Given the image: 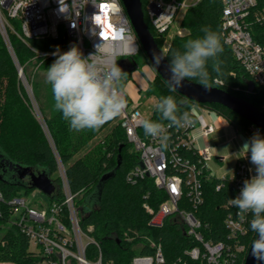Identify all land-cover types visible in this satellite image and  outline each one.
I'll return each mask as SVG.
<instances>
[{"label": "trees", "instance_id": "obj_1", "mask_svg": "<svg viewBox=\"0 0 264 264\" xmlns=\"http://www.w3.org/2000/svg\"><path fill=\"white\" fill-rule=\"evenodd\" d=\"M141 1L145 22L158 47L162 49L166 36H157L145 12L147 2ZM263 5L264 0H258L257 6ZM222 13L221 0H200L198 4L188 7L180 21L181 27L187 34L174 37L166 53L168 62L172 51H184L183 45L187 40L202 37L204 33L201 28L209 27L219 35L223 52L216 58L220 66L219 72L213 69L214 61L209 60L207 63L210 74L208 86L221 88L264 111V88L257 86L237 60L234 51L225 44L222 35ZM257 32L264 35V28L258 27ZM10 39L19 63L24 66V74L32 64L34 66L40 64V68H48L56 59L54 56L38 57L31 47L47 54L53 53L57 48L60 52L69 48L62 36L59 39L50 37L32 39L29 43L31 47L15 36H11ZM135 65L132 64V70H135ZM191 81L200 84L198 79ZM41 85L39 82L34 83L33 91L42 106L41 111L47 131L43 129L31 110L30 100L20 84L14 60L0 35V193L3 196L0 199V264H41L43 260V257L37 256L30 250V241L26 235L12 224L10 202L15 197L21 196L23 190L25 194H29L34 189L26 179L20 180L15 176L8 164L32 167L36 173L45 172L56 186V191L48 196L51 204H62L65 195L59 177L58 161L64 166L67 185L74 195L80 228L87 231L92 227L93 230L89 235L100 246L99 250L92 243L88 245L86 250L88 259L97 261L101 254L103 264H132L133 258L137 255L148 256L155 253L149 240L145 238L147 236L161 244L166 264L177 262L179 259L184 260L186 264H207L195 262L185 254V251L194 247L195 243L192 238L186 236L183 226L173 217H169L162 228L153 229L149 226L150 215L143 205L147 203L151 208L158 210L167 196L163 191L158 190L154 181L149 178L138 180L137 184L127 181L130 171L139 164V157L132 151L131 145L126 140V133L118 124L117 118L107 122L98 131L86 129L74 133L62 113L54 108L51 86L43 88ZM124 86L123 84V88ZM145 95L155 97L157 103L162 97L171 95L178 102L180 112H187L189 115L193 107L206 106L188 100L173 90L159 75L152 81ZM207 107L228 121L237 134L245 135L248 140L255 133L252 129L253 124L234 111L221 105H207ZM153 111L150 120L169 123L162 120L156 107ZM115 122L117 125L113 128L105 146L95 149L90 155L77 156L89 143L88 141ZM140 131L144 133L143 128ZM261 136L264 137L263 132ZM119 161H121L120 166ZM104 177L109 178L104 181ZM204 193L205 201L195 212V216L203 222V235L206 240L225 242L228 235L224 223L228 213L225 205L229 199L235 198V193L231 191L227 181L219 191H216L215 182H208L204 187ZM94 199L95 208L87 210L86 202ZM62 218L69 226L66 207L62 210ZM256 238L257 234L251 229L243 238L242 241L246 243L248 252ZM248 252L238 260L237 264H245Z\"/></svg>", "mask_w": 264, "mask_h": 264}, {"label": "built area", "instance_id": "obj_2", "mask_svg": "<svg viewBox=\"0 0 264 264\" xmlns=\"http://www.w3.org/2000/svg\"><path fill=\"white\" fill-rule=\"evenodd\" d=\"M146 2L145 12L151 26L157 36H166L177 15L198 4L200 0L194 4H189L187 0ZM221 2L225 44L234 51L237 60L257 86L264 88V35L257 32L258 27L264 28V5L258 7V0ZM0 35L8 51L16 59L11 36L29 47L32 39H59L62 36L69 48L76 45L84 57L96 54L94 59L105 69L113 63L118 65V58H127L131 65V59L141 48L121 0H0ZM31 49L38 57L53 56L52 53L47 54L34 47ZM162 50L165 53L168 48L163 46ZM39 66L37 64L36 69ZM17 70L18 77L32 100L24 66L19 63ZM125 98L127 107L117 117V122L124 129L132 151L139 157V164L130 171L127 181L137 184L138 180L149 178L167 196L158 210L147 203L143 205L150 215L149 226L153 229L162 228L164 222L173 217L183 226L186 236L195 243L194 247L185 251L191 260L207 264H237L248 252V247L242 240L249 234L252 215L249 213L241 219L239 210L227 203L225 206L228 213L224 219L227 239L225 242H215L206 240L202 232L203 222L195 216V212L205 201L204 187L208 182H215L216 191H219L227 181L235 198L239 195L244 180L251 178L246 163L248 155L244 153L238 158L233 175L216 178L208 165L215 158L213 150L210 146L199 149L196 143L199 139L208 138L217 128L214 123L203 124L196 107L192 108L189 115L192 120L190 125L167 128L170 139L166 146H162L159 138L146 136L140 131L143 128L141 122L147 118L138 106H133L128 100L126 92ZM201 108L204 113H216L206 106ZM167 124L164 125L167 127ZM252 129L262 135L263 131L255 126ZM58 169L65 195L63 203L36 205L28 201L27 197L17 196L10 202L12 224L29 239L30 250L43 257L41 264H103L100 253L97 261L86 257L89 244H94L99 250L100 246L89 235L92 227L87 231L80 228L74 195L67 185L66 172L60 161ZM2 198L0 193V199ZM64 207L68 210L69 226L62 218ZM148 240L155 253L148 256L137 255L132 264H166L161 244ZM170 264L186 262L179 259Z\"/></svg>", "mask_w": 264, "mask_h": 264}, {"label": "clouds", "instance_id": "obj_3", "mask_svg": "<svg viewBox=\"0 0 264 264\" xmlns=\"http://www.w3.org/2000/svg\"><path fill=\"white\" fill-rule=\"evenodd\" d=\"M202 37L189 39L183 45L184 51L174 50L166 66L168 80L173 90L183 86L185 80L198 79L209 89V71L207 63L214 61L213 69L220 71L217 57L223 52L219 35L209 27H202ZM56 59L46 71V82L51 85L54 108L68 121L71 130L98 131L107 122L124 113L127 107L122 80L127 75L115 63L107 69L94 59L96 54L84 57L76 45L60 52L52 53ZM166 56L153 53L156 66ZM156 110L167 127L150 119L143 120L144 134L159 138L166 146L170 137L167 128L186 127L192 123L189 113L180 112L179 104L171 95L162 97L156 104ZM245 154L250 152V162L255 166V175L243 182L239 195L229 199L228 203L236 207L238 215L244 219L252 215L250 228L257 234L252 242L251 254L258 262H264V137L259 132L243 144Z\"/></svg>", "mask_w": 264, "mask_h": 264}, {"label": "rangeland", "instance_id": "obj_4", "mask_svg": "<svg viewBox=\"0 0 264 264\" xmlns=\"http://www.w3.org/2000/svg\"><path fill=\"white\" fill-rule=\"evenodd\" d=\"M196 1L197 0H187L189 4H194L196 3ZM183 14L184 12H181L177 15V17L173 21L172 28L167 32V35L164 39L165 41L163 42V46L167 47L168 49L172 41L174 40L175 36H185L187 34L185 29L182 28L180 25V21L183 17ZM166 53L167 52H165V54ZM131 63L136 64L135 70H133L132 72L131 70L125 68L127 64V58H118V65L123 70V72L127 74L123 78L122 84L125 85L124 89L127 92L128 96L131 97L132 99L136 98L133 106H138L139 110L143 113V115L147 119H149V117H151L154 112L153 110L156 106L157 100L153 96L147 97L145 95V91L147 90L148 86H150L152 81L158 76V74L150 64L147 55L144 54L142 47L140 48V51L136 54V56L131 59ZM36 66L37 65L34 66V64L30 65L26 69L27 75L25 74L30 84L29 88H31L32 100L29 99L27 91L24 88L25 86L23 85L21 80H20V84H22L23 86L22 88H24L25 93L28 99L30 100L31 110L34 116L37 118L40 124L41 123L43 124L42 125L43 129L47 131L46 123L44 121V116L41 111L42 106L40 105L39 100L35 97L33 91V84L39 82L40 84H42L41 86L43 88L50 87L51 85L46 82L47 68L39 67L38 69H36ZM153 73H154V78H153ZM134 93L135 96L132 97V94ZM196 109L199 115L201 116V121L203 122V124L214 123L218 127L214 133L209 135L208 138L199 139L196 143V147L201 149L210 146L214 154L216 155L218 154V157L221 156L226 157L225 161L222 162L221 164L217 163L214 160L208 163L213 176L222 179V177L233 175L236 166L238 164L237 158H239L244 154L242 147L243 144L248 141V139L246 138L245 135L237 134L235 129L230 125V123H228V121H226L223 117H219L217 113H213V112L204 113V109L198 106L196 107ZM116 125L117 122H115L111 126H108L106 129L100 132L94 139L88 141L89 143L86 144L84 149L77 156L84 157V155L87 154L90 155L91 153L94 152L95 149L101 146H105L106 141H108V137L111 135L112 130ZM74 133H78V131L74 130ZM49 138H51L50 135ZM249 154L250 152L247 153L248 159L250 157ZM247 165L250 169V174L252 168V176L255 175V166L252 165L250 161L247 163ZM28 180L29 178H27V181ZM21 196H24L25 198L27 197L28 201L33 202V204L36 205H40V204L51 205L50 197H48V195L41 192L40 189L39 190L34 189L29 194H25L23 190ZM95 203H96L95 199L86 202V209L95 208ZM74 207H75V203H74ZM146 238L148 237L146 236Z\"/></svg>", "mask_w": 264, "mask_h": 264}, {"label": "water", "instance_id": "obj_5", "mask_svg": "<svg viewBox=\"0 0 264 264\" xmlns=\"http://www.w3.org/2000/svg\"><path fill=\"white\" fill-rule=\"evenodd\" d=\"M124 4L125 11L130 20V24L134 28L137 39L141 44L144 54L156 70L157 74L169 84L173 89V86L168 80V73L166 72V66L168 65L167 54L158 47L154 36L152 35L149 26L145 22V13L143 12V4L141 0H121ZM153 53L161 54L166 56L160 63L159 66L154 64ZM12 55L16 68L18 69L19 63L16 57ZM206 89L204 85L198 84L194 81L185 80L184 84L180 88H176L179 94L186 97L188 100H192L200 105H221L228 108L232 112L241 116L244 120L250 121L253 126L264 132V111H260L258 108L253 106L250 102L239 98L235 95H231L221 88L208 86ZM41 125H43L41 123ZM121 161L118 165L120 166ZM9 169L14 171L15 176L20 180L29 178L30 187L33 189H40L44 194L51 196L56 191V186L50 177L45 173H36L32 167H23L19 164L10 163ZM109 177H104L103 180H107ZM101 194V192H100ZM99 194V195H100ZM89 210V209H87ZM251 247V246H250ZM245 264H264V262H258L251 254V248L245 259ZM7 264V263H4Z\"/></svg>", "mask_w": 264, "mask_h": 264}, {"label": "crops", "instance_id": "obj_6", "mask_svg": "<svg viewBox=\"0 0 264 264\" xmlns=\"http://www.w3.org/2000/svg\"><path fill=\"white\" fill-rule=\"evenodd\" d=\"M131 67H132V64L130 65L129 64V62H127V64H126V69H128V70H132L131 69ZM133 71V70H132ZM131 71V72H132ZM153 78H154V73H153ZM153 80V79H152ZM149 87V86H148ZM148 89V88H147ZM147 91V90H146ZM145 91V92H146ZM126 92V91H125ZM126 95H127V98L128 99H130V101L134 104V101L136 100V98L135 99H132L131 97H129L128 96V94H127V92H126ZM135 96V93L134 94H132V97H134ZM219 117H221V116H219ZM229 123V122H228ZM216 128H218L217 127V125H216ZM214 153V152H213ZM215 155V158L213 159L214 161H216L217 163H219V164H221L222 162H224L225 161V159H226V157L225 156H221V157H218V154L216 155V154H214ZM238 159V158H237ZM212 160V161H213ZM250 161V157H249V159L247 160V163ZM250 177H252V168H251V174H250Z\"/></svg>", "mask_w": 264, "mask_h": 264}, {"label": "snow or ice", "instance_id": "obj_7", "mask_svg": "<svg viewBox=\"0 0 264 264\" xmlns=\"http://www.w3.org/2000/svg\"><path fill=\"white\" fill-rule=\"evenodd\" d=\"M103 7H106V5H105V6H103Z\"/></svg>", "mask_w": 264, "mask_h": 264}, {"label": "flooded vegetation", "instance_id": "obj_8", "mask_svg": "<svg viewBox=\"0 0 264 264\" xmlns=\"http://www.w3.org/2000/svg\"><path fill=\"white\" fill-rule=\"evenodd\" d=\"M27 180V178H25Z\"/></svg>", "mask_w": 264, "mask_h": 264}]
</instances>
